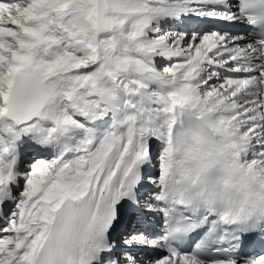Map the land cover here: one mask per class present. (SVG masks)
<instances>
[{"label": "snow or ice", "instance_id": "1", "mask_svg": "<svg viewBox=\"0 0 264 264\" xmlns=\"http://www.w3.org/2000/svg\"><path fill=\"white\" fill-rule=\"evenodd\" d=\"M0 264H264V0H0Z\"/></svg>", "mask_w": 264, "mask_h": 264}]
</instances>
